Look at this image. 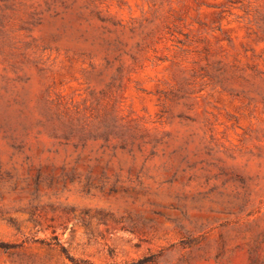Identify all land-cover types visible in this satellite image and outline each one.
I'll list each match as a JSON object with an SVG mask.
<instances>
[{"label":"rangeland","instance_id":"obj_1","mask_svg":"<svg viewBox=\"0 0 264 264\" xmlns=\"http://www.w3.org/2000/svg\"><path fill=\"white\" fill-rule=\"evenodd\" d=\"M0 264H264V0H0Z\"/></svg>","mask_w":264,"mask_h":264}]
</instances>
